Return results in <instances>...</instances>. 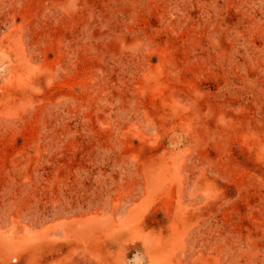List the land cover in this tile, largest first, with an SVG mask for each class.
<instances>
[{"label":"rangeland","instance_id":"374dc122","mask_svg":"<svg viewBox=\"0 0 264 264\" xmlns=\"http://www.w3.org/2000/svg\"><path fill=\"white\" fill-rule=\"evenodd\" d=\"M0 264H264V0H0Z\"/></svg>","mask_w":264,"mask_h":264}]
</instances>
